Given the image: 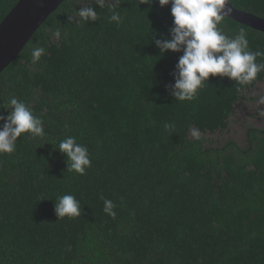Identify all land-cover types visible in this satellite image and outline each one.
Returning <instances> with one entry per match:
<instances>
[{"label": "trees", "instance_id": "obj_1", "mask_svg": "<svg viewBox=\"0 0 264 264\" xmlns=\"http://www.w3.org/2000/svg\"><path fill=\"white\" fill-rule=\"evenodd\" d=\"M17 1L0 0V22ZM229 2L264 18V0ZM139 3L63 0L0 72V106L14 95L47 134L0 155V264H264V126L248 125L241 145L213 138L264 72L247 85L210 77L194 100H175L165 85L182 52L161 57L151 41L170 38L171 6ZM86 6L97 21L81 22ZM222 28L264 51V32L228 17ZM37 46L46 55L33 63ZM68 135L89 150L85 175L54 150ZM65 194L80 217L56 216Z\"/></svg>", "mask_w": 264, "mask_h": 264}, {"label": "clouds", "instance_id": "obj_2", "mask_svg": "<svg viewBox=\"0 0 264 264\" xmlns=\"http://www.w3.org/2000/svg\"><path fill=\"white\" fill-rule=\"evenodd\" d=\"M161 7L170 5L173 26L170 38L163 34L151 33V41L155 43L160 56L166 52H182L176 70L173 73L174 83L165 85L166 91L178 101H192L208 84L210 77L228 78L241 85L254 82L264 72V62L258 63V57H264V51H252L249 48L247 33L240 29L234 35L223 31L222 23L231 14L229 0H158ZM155 0H140V4L149 5ZM110 21L119 24L122 17L113 7ZM81 22H94L98 13L92 6L78 10ZM58 34V33H57ZM161 36V39H156ZM46 55L43 47H33L31 51L33 63L39 62ZM264 105V96L258 100ZM0 109L8 110L5 115L0 112V155H11L16 151L17 140L24 137L32 140H44L46 137L43 121L33 113L31 107L10 96ZM264 116V110L260 111ZM165 130L174 129V125L165 124ZM199 132L192 136L199 139ZM66 157L67 171L85 175L92 165L88 148L77 142L75 136H65L54 147ZM104 201L103 211L115 218V205L109 199ZM54 209L58 219H69L82 215L79 200L72 194L57 197Z\"/></svg>", "mask_w": 264, "mask_h": 264}, {"label": "water", "instance_id": "obj_3", "mask_svg": "<svg viewBox=\"0 0 264 264\" xmlns=\"http://www.w3.org/2000/svg\"><path fill=\"white\" fill-rule=\"evenodd\" d=\"M63 0H18L0 22V72L12 62L35 31ZM227 17L264 32V18L234 7ZM7 111L5 112V114Z\"/></svg>", "mask_w": 264, "mask_h": 264}, {"label": "rangeland", "instance_id": "obj_4", "mask_svg": "<svg viewBox=\"0 0 264 264\" xmlns=\"http://www.w3.org/2000/svg\"><path fill=\"white\" fill-rule=\"evenodd\" d=\"M250 92L253 94L255 100L251 103L240 102L237 105L231 116L229 127L222 132L217 131L213 135L216 142L232 139L244 144L245 129L248 125L264 126V116L260 115V111L264 110V105L258 104V100L264 94V82L257 83Z\"/></svg>", "mask_w": 264, "mask_h": 264}, {"label": "flooded vegetation", "instance_id": "obj_5", "mask_svg": "<svg viewBox=\"0 0 264 264\" xmlns=\"http://www.w3.org/2000/svg\"><path fill=\"white\" fill-rule=\"evenodd\" d=\"M235 141V140H234ZM238 143V142H237ZM241 145V143H239Z\"/></svg>", "mask_w": 264, "mask_h": 264}]
</instances>
